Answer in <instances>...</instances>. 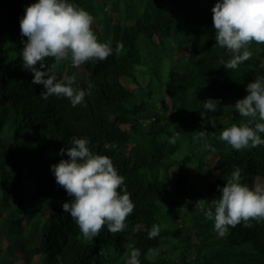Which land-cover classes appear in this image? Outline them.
Segmentation results:
<instances>
[{
  "label": "trees",
  "instance_id": "obj_1",
  "mask_svg": "<svg viewBox=\"0 0 264 264\" xmlns=\"http://www.w3.org/2000/svg\"><path fill=\"white\" fill-rule=\"evenodd\" d=\"M36 2L0 0V264H126V245L140 250V264H264V220L221 237L196 203L211 206L236 168L242 184L264 187V145L237 151L219 139L248 122L234 105L264 77V44L252 42L251 58L226 69L216 0H68L92 15L98 42L113 48L106 60L79 67L47 58L50 74L74 75L73 87L86 91L73 107L63 96L42 99L43 85L22 67L20 19ZM209 98L217 111L204 109ZM72 137L87 138L125 178L135 208L122 232L103 228L84 239L63 211L72 197L51 166L68 159L59 152ZM153 225L160 232L149 239Z\"/></svg>",
  "mask_w": 264,
  "mask_h": 264
},
{
  "label": "clouds",
  "instance_id": "obj_2",
  "mask_svg": "<svg viewBox=\"0 0 264 264\" xmlns=\"http://www.w3.org/2000/svg\"><path fill=\"white\" fill-rule=\"evenodd\" d=\"M211 11L216 45L231 55L227 63L221 61V64L235 70L251 58L248 46L252 42L264 44V0H216ZM93 20L92 15L68 0H37L25 8L20 19L21 35L27 37L22 49V67L33 74V84L43 85L42 99L63 96L73 107L84 102L86 91L73 87L75 76L65 74L57 79L50 74L46 60L54 58L60 63L70 59L73 67H79L89 61H104L112 55L111 41L98 42L93 33ZM122 47L118 43L116 51ZM92 87L89 83L88 95ZM246 91L248 94L237 100L234 107L242 117L249 118L248 122L225 128L219 137L237 151L264 145L260 135L264 133V123L255 122L257 116L264 121V77L247 84ZM203 105L206 111L215 112L219 101L209 98ZM201 116L205 113L201 112ZM199 135L202 137L205 132ZM71 140V146L59 152L61 156L66 152L68 159L51 166L56 183L72 197L63 203V211L79 226L84 239L93 240L103 228L112 234L122 232L135 208L126 190L125 178L110 157L90 151L87 138L72 137ZM114 147V144H105V148ZM240 181L241 170L236 168L224 186H218L220 195L211 200V206L205 208V199L196 201L206 219L214 220V230L221 237L228 234L229 227L235 228L241 223L248 227L252 220H264V187L250 188ZM159 232V225H153L148 238H155ZM126 247L131 248L128 264H140V250L132 245Z\"/></svg>",
  "mask_w": 264,
  "mask_h": 264
},
{
  "label": "rangeland",
  "instance_id": "obj_3",
  "mask_svg": "<svg viewBox=\"0 0 264 264\" xmlns=\"http://www.w3.org/2000/svg\"><path fill=\"white\" fill-rule=\"evenodd\" d=\"M124 259H126V256H123V257L121 258V260H124ZM128 262H129V261H127L126 264H128Z\"/></svg>",
  "mask_w": 264,
  "mask_h": 264
}]
</instances>
